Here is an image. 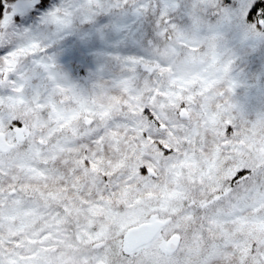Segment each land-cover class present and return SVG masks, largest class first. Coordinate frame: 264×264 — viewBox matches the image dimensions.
<instances>
[{
  "label": "snow or ice",
  "instance_id": "obj_1",
  "mask_svg": "<svg viewBox=\"0 0 264 264\" xmlns=\"http://www.w3.org/2000/svg\"><path fill=\"white\" fill-rule=\"evenodd\" d=\"M0 264H264V0H0Z\"/></svg>",
  "mask_w": 264,
  "mask_h": 264
}]
</instances>
